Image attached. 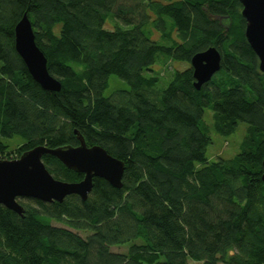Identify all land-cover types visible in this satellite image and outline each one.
I'll return each instance as SVG.
<instances>
[{
  "label": "trees",
  "instance_id": "obj_1",
  "mask_svg": "<svg viewBox=\"0 0 264 264\" xmlns=\"http://www.w3.org/2000/svg\"><path fill=\"white\" fill-rule=\"evenodd\" d=\"M241 9L240 0H0V159L75 146L77 131L125 165L121 187L94 177L85 200L22 197V214L0 204V264H264V72ZM24 13L58 90L43 89L14 48ZM211 46L220 68L196 89L190 58ZM110 75L128 88L106 96ZM206 109L218 134L247 124L234 156L208 161ZM42 161L55 179L83 177L49 154Z\"/></svg>",
  "mask_w": 264,
  "mask_h": 264
},
{
  "label": "water",
  "instance_id": "obj_2",
  "mask_svg": "<svg viewBox=\"0 0 264 264\" xmlns=\"http://www.w3.org/2000/svg\"><path fill=\"white\" fill-rule=\"evenodd\" d=\"M245 19L244 35L258 58L259 70L264 72V0H240ZM14 48L32 78L46 90H58L60 83L47 70V59L35 42V34L26 13L14 27ZM221 55L211 46L190 58L194 87L209 81L220 68ZM78 144L48 148L38 145L23 151L14 159H0V204L22 214L18 198L28 197L45 202L62 201L68 195L85 200L99 177L112 186L121 187L125 169L123 161L110 155L99 145L88 146L77 132ZM49 154L65 167L83 174L76 182L55 179L45 167L42 156ZM264 168V157L262 159ZM264 182V173L261 175Z\"/></svg>",
  "mask_w": 264,
  "mask_h": 264
},
{
  "label": "rangeland",
  "instance_id": "obj_3",
  "mask_svg": "<svg viewBox=\"0 0 264 264\" xmlns=\"http://www.w3.org/2000/svg\"><path fill=\"white\" fill-rule=\"evenodd\" d=\"M161 1H166V0H161ZM158 34H154V38ZM157 38V37H156ZM168 69H172L173 67L178 68V69H183L184 67L187 66L185 62H170L168 63ZM160 66L155 67V69H158L161 72H164V69H160ZM128 88L127 83L120 79L119 77L115 75H110L108 78V86L105 89V95H109L110 93L114 92L117 89H126ZM205 121L209 125L210 128V137H211V143L207 146L206 150V157L208 161H213L217 157H223V158H229L234 156L240 149V142L245 134V130L247 127V124L240 122L238 123V126L235 130L234 133L224 136L221 134H218L214 129H213V119H212V112L209 109L205 110ZM21 140L19 137H13L10 139V142H12V147L15 146L14 144L16 142H20ZM54 225H59L53 222ZM80 235H85L84 232H79ZM127 246L126 245H121V246H112L111 250L114 252H126ZM191 264H202L201 262H191ZM219 264H224V263H219Z\"/></svg>",
  "mask_w": 264,
  "mask_h": 264
}]
</instances>
